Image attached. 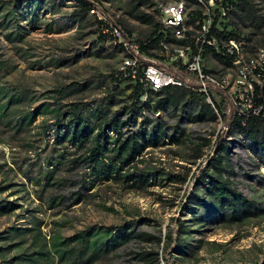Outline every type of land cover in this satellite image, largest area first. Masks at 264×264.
I'll use <instances>...</instances> for the list:
<instances>
[{"label": "trees", "instance_id": "1", "mask_svg": "<svg viewBox=\"0 0 264 264\" xmlns=\"http://www.w3.org/2000/svg\"><path fill=\"white\" fill-rule=\"evenodd\" d=\"M72 1L74 14L81 24L92 4L87 0ZM192 2L197 3V0ZM198 2L204 4L206 0ZM227 2L232 12L236 6L242 8L241 4L246 0ZM28 3L33 4V0ZM215 3L224 6L223 1L215 0ZM138 18L153 23L149 14L142 13ZM92 20L98 27V36L104 38L105 34L101 32L106 25L104 17L102 20L93 17ZM5 24L0 23L1 30L9 28L3 37L9 41L12 38H9L10 32H14L13 38L18 39L21 31L17 25L13 28L7 26L6 21ZM152 26L149 42L143 48L156 45L161 37L157 24ZM120 28L125 37L129 32ZM228 35L235 36L234 33ZM6 64L7 60L0 57V69ZM113 79L125 80L116 71ZM129 84L131 91L125 96L126 102L110 114L99 109V114L94 115L96 123L82 115L79 102L64 111L48 109L46 104L35 110H23L18 104L25 100L24 93L18 89L10 93L0 85V124H11V129L17 131L39 115L52 113L54 142L62 150L72 148L68 154L61 152L57 157L48 156L46 166L49 164V168L45 171L39 163L32 167V163H28L26 169L19 171L22 178L32 182L33 191L38 192L37 199L46 196L48 209H66L79 203L92 187L86 180L90 175L118 182L130 192L146 193L153 185L178 184L179 190L187 180L190 168L194 167L189 177L191 187L184 191L181 217H170V224L163 230L160 224L139 216L116 225H90L64 237L50 229L46 237L41 231L43 223L37 217L41 207L39 210L22 208L17 199L8 200L3 196L0 197V217L13 215L14 221L21 219L22 223L10 224L0 231V264H159L161 254L165 264H171L169 246L174 255L187 254L189 233L238 223L257 214L259 208L248 197L244 186L249 175L243 171L237 173L233 167L230 148L234 140L225 137L241 135L249 141V148L254 145L260 154H264V120L248 118L241 125V118L229 110L222 113L226 130L217 133L211 142L214 131L210 124L216 116L202 94L179 86H166L154 92L144 89L137 81ZM36 128L43 131L44 124L33 129ZM38 129L30 136L25 131L13 144L19 149L32 146L33 139L29 137H35ZM211 144L213 154L198 162L203 150ZM55 149L57 147L53 146L51 151ZM153 149L174 160L180 170L162 167L161 156L154 157ZM180 151L185 154L180 155ZM202 161H205L203 165ZM236 167L242 170L239 165ZM30 170L32 174L28 175ZM2 180L5 181L0 182V194L25 191L21 182L14 183L4 177ZM11 186L15 188L11 189ZM88 194V197L92 196L91 192ZM57 224L55 221L53 228H57Z\"/></svg>", "mask_w": 264, "mask_h": 264}, {"label": "rangeland", "instance_id": "2", "mask_svg": "<svg viewBox=\"0 0 264 264\" xmlns=\"http://www.w3.org/2000/svg\"><path fill=\"white\" fill-rule=\"evenodd\" d=\"M87 1L105 21L134 33L140 41H147L152 25L157 23V5L169 0ZM73 3L72 0H33L30 5L28 0H0L1 25H6V21L9 23L7 26L14 28L17 25L21 31L18 39H14V32H10L9 38H12L8 41L3 34L8 33L9 28L1 30L0 25V57L7 60V64L0 69V85L10 93L16 89L24 93L25 100L18 104L23 110H35L46 104L48 109L64 111L79 102L82 115L96 123L94 115L99 114V109L110 114L126 102L125 96L131 91V84L126 80L113 79L121 58L119 49L108 37L98 36V27L89 12L79 24ZM184 3L189 9L190 21L200 16L202 3L198 0L197 3L184 0ZM215 6V0H212V7ZM241 6L233 8L222 20L221 27L225 33H234L242 39L249 53L255 47H264V0H246ZM142 13L151 15L153 23L142 22L138 18ZM215 107L219 113V106ZM53 120L52 113L39 115L31 124L17 131L11 129V124H0V182L5 181L2 180L4 177L14 183L21 182L25 189L20 192L4 191L0 197L17 199L22 208L39 210L41 207L37 217L43 223L41 231L46 237L50 229L64 237L90 225H116L139 216L149 218L152 220L150 223L160 224L163 230L170 224V217H181L184 191L191 187L189 177L194 167L190 168L187 180L179 190L178 184L165 187L153 185L146 193L130 192L118 182L90 175L86 180L92 187L79 203L66 209L57 208L58 212L57 209H48L46 196L37 199L38 192L33 191L32 182L22 178L19 171L26 169L28 163H32L31 167L39 163L45 171V168H49V164L46 166L48 156L52 154L57 157L61 152L64 155L71 152L72 148L62 150L54 142ZM221 122L215 119L210 124L214 131L211 142L217 133L225 130ZM40 123L44 124L43 131L36 128L39 131L34 134L35 137H29L33 139L32 146L19 149L13 144L15 138L25 131L30 136L36 130L33 128ZM225 138L234 140L230 148L233 167L237 173L243 171L249 175L244 186L248 197L255 201L259 210L255 216L238 223L216 225L189 233L186 238L189 246L187 254L174 255L169 246L171 264H264V154H260L254 145L249 148L241 135L230 134ZM53 146L57 149L51 151ZM213 150L212 144L205 148L198 162L209 158ZM152 151L154 157L161 156L162 167L180 170L174 160L160 155L158 149ZM179 154L185 153L180 151ZM204 163L201 162L202 165ZM31 174L32 170L28 172V175ZM13 188L15 186H11ZM90 192L92 196L88 197ZM20 221H14L13 215L0 217V231L10 224L22 223ZM55 221H58L57 228H53ZM159 264H165L162 254Z\"/></svg>", "mask_w": 264, "mask_h": 264}, {"label": "built area", "instance_id": "3", "mask_svg": "<svg viewBox=\"0 0 264 264\" xmlns=\"http://www.w3.org/2000/svg\"><path fill=\"white\" fill-rule=\"evenodd\" d=\"M221 1L224 6L217 9L212 0L202 3L200 16L192 21L184 0L159 3L156 24L161 37L146 48L149 40L140 41L130 32L123 37L118 24L106 21L101 32L121 54L117 75L154 92L166 86L198 92L220 124L222 113L229 110L241 118V125L248 118L264 120V47L248 53L242 39L225 33L221 22L232 9L227 0ZM88 12L103 18L93 5Z\"/></svg>", "mask_w": 264, "mask_h": 264}, {"label": "crops", "instance_id": "4", "mask_svg": "<svg viewBox=\"0 0 264 264\" xmlns=\"http://www.w3.org/2000/svg\"><path fill=\"white\" fill-rule=\"evenodd\" d=\"M169 1H171V0H169ZM165 2H168V1H165ZM165 2H163V3H165ZM206 2H207V1H206ZM206 2H205V3H206ZM205 3H204V4H205ZM212 98H213V97H212ZM213 100L216 102V101H217V100H216V97H214ZM217 102H218V101H217ZM218 105H219V103H218Z\"/></svg>", "mask_w": 264, "mask_h": 264}]
</instances>
